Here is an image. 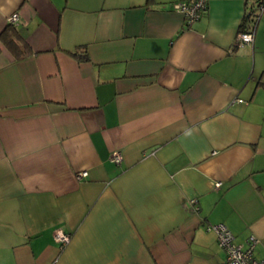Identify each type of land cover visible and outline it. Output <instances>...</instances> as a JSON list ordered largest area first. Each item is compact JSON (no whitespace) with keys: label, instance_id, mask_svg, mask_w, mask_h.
Returning a JSON list of instances; mask_svg holds the SVG:
<instances>
[{"label":"crops","instance_id":"0c3cea01","mask_svg":"<svg viewBox=\"0 0 264 264\" xmlns=\"http://www.w3.org/2000/svg\"><path fill=\"white\" fill-rule=\"evenodd\" d=\"M173 1L0 0V264H226L220 223L264 257V11Z\"/></svg>","mask_w":264,"mask_h":264},{"label":"built area","instance_id":"2783aa9c","mask_svg":"<svg viewBox=\"0 0 264 264\" xmlns=\"http://www.w3.org/2000/svg\"><path fill=\"white\" fill-rule=\"evenodd\" d=\"M207 2L208 0L173 1L170 7L174 11L183 13L186 25H191L194 20L198 19L204 13L207 8ZM255 3V10L251 11V14L253 12V19L258 20L261 12L264 11V0H259L258 2L252 0L250 6ZM17 18V12H13L7 17V20L9 23L15 24ZM253 31V28L239 31L236 35L237 42H252ZM110 159L118 163L121 160V155L118 151H113ZM77 174L78 176H85L86 171H80ZM218 185L219 182H215V187ZM207 228L215 232L217 242L224 251L226 264H264V257L256 258L253 255V246L257 242V238L253 235L247 238L246 245L244 246L242 243L235 242L233 233L221 223L208 225ZM54 237L63 244L68 241L69 234L57 228L54 231Z\"/></svg>","mask_w":264,"mask_h":264},{"label":"trees","instance_id":"16d2710c","mask_svg":"<svg viewBox=\"0 0 264 264\" xmlns=\"http://www.w3.org/2000/svg\"><path fill=\"white\" fill-rule=\"evenodd\" d=\"M7 28L1 33L0 37L3 39L5 45L16 55L24 56L26 54L27 46L22 43V39L15 28H13L12 23H8ZM73 57H78L79 59H88L87 53L83 55L77 52L70 53Z\"/></svg>","mask_w":264,"mask_h":264},{"label":"rangeland","instance_id":"374dc122","mask_svg":"<svg viewBox=\"0 0 264 264\" xmlns=\"http://www.w3.org/2000/svg\"><path fill=\"white\" fill-rule=\"evenodd\" d=\"M262 13V12H261ZM260 16H261V14H260ZM260 16H259V18H260ZM259 18H258V20H259ZM258 30H259V27H258Z\"/></svg>","mask_w":264,"mask_h":264}]
</instances>
